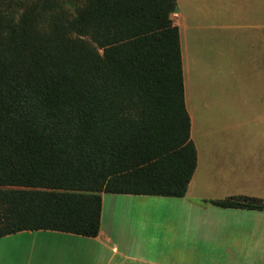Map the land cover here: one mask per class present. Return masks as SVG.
<instances>
[{
	"label": "trees",
	"instance_id": "1",
	"mask_svg": "<svg viewBox=\"0 0 264 264\" xmlns=\"http://www.w3.org/2000/svg\"><path fill=\"white\" fill-rule=\"evenodd\" d=\"M177 0H0V237L99 235L103 193L186 196ZM264 210V199L211 200Z\"/></svg>",
	"mask_w": 264,
	"mask_h": 264
},
{
	"label": "crops",
	"instance_id": "2",
	"mask_svg": "<svg viewBox=\"0 0 264 264\" xmlns=\"http://www.w3.org/2000/svg\"><path fill=\"white\" fill-rule=\"evenodd\" d=\"M195 1L177 0L174 14L198 152L186 196L103 193L98 236L45 229L1 236L0 264H264V210L211 202L232 196L264 199V139H198L194 114L196 88L210 108V97L225 87L222 64L234 74L240 64L259 58L236 56L238 46L224 37L222 52L201 39L214 25L202 0L198 9Z\"/></svg>",
	"mask_w": 264,
	"mask_h": 264
},
{
	"label": "rangeland",
	"instance_id": "3",
	"mask_svg": "<svg viewBox=\"0 0 264 264\" xmlns=\"http://www.w3.org/2000/svg\"><path fill=\"white\" fill-rule=\"evenodd\" d=\"M195 3L197 9L203 3L214 25L201 39L222 52L224 37L226 42L233 40L238 46L236 56L259 58L258 62L240 64L234 74L230 65H221L225 87L220 94L210 97V108L203 105L201 91L196 88L198 112L194 114L201 130L198 139H264V0Z\"/></svg>",
	"mask_w": 264,
	"mask_h": 264
}]
</instances>
